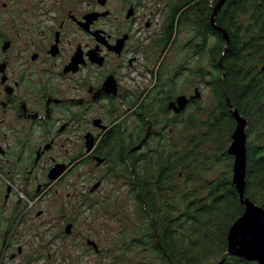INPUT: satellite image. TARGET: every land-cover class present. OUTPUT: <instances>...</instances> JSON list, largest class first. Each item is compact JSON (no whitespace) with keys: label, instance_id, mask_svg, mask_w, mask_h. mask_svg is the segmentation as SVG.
<instances>
[{"label":"flooded vegetation","instance_id":"1","mask_svg":"<svg viewBox=\"0 0 264 264\" xmlns=\"http://www.w3.org/2000/svg\"><path fill=\"white\" fill-rule=\"evenodd\" d=\"M111 2L0 0V264L16 256L5 230L16 210L25 208L20 222L32 219L25 210L74 182L81 167H106L119 178L117 164L124 168V157L148 148L149 131L162 140L152 131L187 127L186 114L171 105L186 95L173 92L182 67L168 92L140 88L143 54L167 33L164 22L153 21L159 8L120 0L111 9ZM154 27L160 33L148 34ZM29 199L31 207L23 204ZM41 216L37 211L34 220Z\"/></svg>","mask_w":264,"mask_h":264},{"label":"trees","instance_id":"2","mask_svg":"<svg viewBox=\"0 0 264 264\" xmlns=\"http://www.w3.org/2000/svg\"><path fill=\"white\" fill-rule=\"evenodd\" d=\"M190 1L189 7L202 0ZM205 1L208 6V1L214 4L207 9L204 6L198 8V16H191V12L185 10L189 7L178 5L173 13L178 21L185 19L190 22L188 18H195L201 52L210 48V38L216 39L211 56L216 75L212 71V80L208 83L216 106L211 109L212 121L204 126L209 131L199 137L192 136L194 142L185 152H176L172 156H165L163 152L153 156L149 152H140L136 156L137 150L128 157L130 160L127 163V157L123 158L122 163L124 170L134 172L131 191L140 213L147 218L145 229L137 236L138 242L146 244L164 264H210L208 261L212 257L220 258L216 264H230V261L233 264H252L226 255L229 228L244 212V205L232 182V166L212 183L203 181L200 168L212 164L222 154L233 160L225 151L236 127V120L228 105L230 102L247 120V136H257L254 144H247L245 195L256 204H264V2L225 0L215 19L216 25L225 29L230 37L229 46L224 52L227 41L211 24V16L219 0ZM248 11V21H241L238 15ZM174 27L165 36L161 35L157 43L168 44L172 40ZM222 53L224 71L218 61ZM191 118L186 124L188 130L194 132L199 119L192 115ZM145 133L139 131L140 137L148 138V133ZM223 135L227 143L220 151L218 145L222 143L216 142ZM132 157L139 158L132 162ZM172 159L176 162H170ZM140 162L144 163L143 170L137 172L136 166ZM202 162L207 163L201 165ZM176 169L182 173L187 195H182V189L180 201H169L168 198V203L161 205L160 195L173 188L174 179H178V176L174 178ZM190 250L194 251L193 256Z\"/></svg>","mask_w":264,"mask_h":264},{"label":"rangeland","instance_id":"3","mask_svg":"<svg viewBox=\"0 0 264 264\" xmlns=\"http://www.w3.org/2000/svg\"><path fill=\"white\" fill-rule=\"evenodd\" d=\"M119 1L112 0L110 8L119 7ZM142 1L150 2L151 6L154 5L155 10L159 8V13L157 16H153L155 18L153 21L164 22L163 29L167 32L171 31L172 26H175L176 32L174 31L172 40L168 44L160 43L158 47L148 48L143 54L144 67H141L140 88L155 87L157 92L160 89L168 92L171 89L169 85L172 80H175L173 74L182 67L183 69L176 78L175 91H171L183 92L189 99L196 96L197 89L201 93L200 99H197L191 106L187 105L181 111L186 114V122L192 119L191 115L192 117L198 116V127L194 132L189 131L187 127L177 126L174 127L175 131H152L155 135L161 136L162 140H151V131H149L150 143L144 153H147L148 150L150 156L157 152H163L166 154L165 156H172L176 152H185L187 147L194 142L192 136L199 137L209 131L204 126L212 121L211 109L216 106V103L213 102L211 87L208 85L212 80L211 72L214 71L216 75L214 64L211 61L212 47L216 44V39L210 38V48L201 52L195 18H188L190 22L185 19L178 21L174 18L175 6L189 7L190 0ZM259 2L263 3L264 0H259ZM208 3L209 6L205 0H202L185 10L190 11L191 16H198V8L204 6L207 9L213 2L208 1ZM169 11L173 13L170 16ZM249 15V11L240 13L238 18L247 22ZM158 28L154 27L147 33L151 35H154V32L160 33ZM216 30L219 32L218 29ZM228 46L226 44L225 48ZM222 59L223 53L217 60L220 62ZM256 137L255 135L247 136V144H254L257 141ZM218 142L222 143L218 145L222 151L227 139L223 135L216 143ZM231 143L232 141H229L226 144V152H228ZM232 158L233 160L230 161L222 154L217 156L216 161L211 162L212 164L202 162L201 165L206 164L200 168L203 181L214 182L229 166H232L233 177L234 157ZM170 162L176 161L172 159ZM143 165V162L137 163V172L143 170ZM106 171V167L99 171V168L93 165L92 167L79 168L75 174L74 182L58 184V187H54L49 195L41 196L40 203L33 208V211L25 210L27 217L33 215L32 219L29 216L26 221L20 222L19 212L25 208L16 210L13 217L5 223V230L8 231L7 239L10 241L8 253H15L16 256L14 259H9L8 253L4 252V257H7L4 264H164L158 256L151 253L146 244L138 242L137 236L145 229L144 222L147 221V218L143 213H140L131 191L130 183L134 180L130 175L131 170H129V174L128 170H124L121 163H118L113 176L116 177V173H118L119 178L113 179ZM78 173H84V175L79 178ZM174 173V178L178 176L179 180L172 177L174 179L173 188L160 195L159 203L161 205L167 204L168 198L169 201H180L179 193L182 189H184L182 195H187L182 173L177 172V169ZM100 179L103 182L97 190H93L94 193H90L92 187ZM23 204L31 207L34 201L29 199ZM257 205L264 208V204ZM39 210H42V216L34 220V216ZM68 224L73 225L69 234L66 232ZM88 240L95 242L99 251L89 245ZM19 247L23 249L22 254H18ZM3 250L4 247H0V251ZM190 252L193 256L194 251L190 250ZM226 255H228L227 252ZM219 260V257H212L208 263L216 264ZM251 263L258 264L257 262ZM230 264H233V261H230Z\"/></svg>","mask_w":264,"mask_h":264},{"label":"water","instance_id":"4","mask_svg":"<svg viewBox=\"0 0 264 264\" xmlns=\"http://www.w3.org/2000/svg\"><path fill=\"white\" fill-rule=\"evenodd\" d=\"M225 0L217 2L211 16V24L222 33L227 41V46L230 43V37L225 29L218 27L215 23L218 12L223 7ZM227 50V47L224 51ZM219 66L223 69L222 60ZM224 71V69H223ZM196 96L192 99H200L201 93L196 90ZM190 99L186 95L177 98L176 102L171 105L175 112L179 113L189 104ZM229 108L232 111L233 117L236 120V127L232 134V143L228 149V154L234 157L233 178L232 182L235 185L241 200L244 205L243 214L231 225L227 235L228 255L239 257L247 262H257L264 264V208L258 206L250 198H247L246 193V173H247V120L241 116L237 109H234L230 102ZM171 108V107H170ZM90 149V148H89ZM56 178L53 176L52 179ZM98 187V184L95 185ZM73 225L66 226V232H71ZM88 244L98 250V245L92 240H88ZM99 251V250H98Z\"/></svg>","mask_w":264,"mask_h":264},{"label":"bare ground","instance_id":"5","mask_svg":"<svg viewBox=\"0 0 264 264\" xmlns=\"http://www.w3.org/2000/svg\"><path fill=\"white\" fill-rule=\"evenodd\" d=\"M231 256V255H230Z\"/></svg>","mask_w":264,"mask_h":264}]
</instances>
